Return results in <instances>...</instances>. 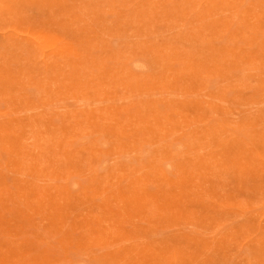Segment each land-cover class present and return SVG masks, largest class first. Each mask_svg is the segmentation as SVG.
<instances>
[{"label": "rangeland", "instance_id": "1", "mask_svg": "<svg viewBox=\"0 0 264 264\" xmlns=\"http://www.w3.org/2000/svg\"><path fill=\"white\" fill-rule=\"evenodd\" d=\"M0 264H264V0H0Z\"/></svg>", "mask_w": 264, "mask_h": 264}]
</instances>
